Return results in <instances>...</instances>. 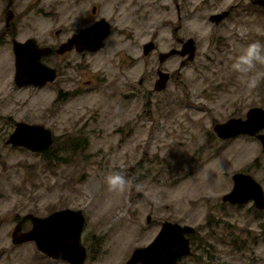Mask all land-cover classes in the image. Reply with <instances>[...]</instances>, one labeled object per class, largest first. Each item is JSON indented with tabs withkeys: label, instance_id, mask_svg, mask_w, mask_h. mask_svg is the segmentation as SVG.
I'll list each match as a JSON object with an SVG mask.
<instances>
[{
	"label": "rangeland",
	"instance_id": "1",
	"mask_svg": "<svg viewBox=\"0 0 264 264\" xmlns=\"http://www.w3.org/2000/svg\"><path fill=\"white\" fill-rule=\"evenodd\" d=\"M185 2L184 32L195 35V0ZM249 3L248 12L233 26L248 43H264V8ZM124 18L129 19L120 20ZM41 26L50 27V19L42 18ZM169 29L160 33L165 42ZM210 46L183 67L165 66L172 75L163 90L154 86L158 56L145 58L139 47L131 54L135 63H121L123 54L108 48L73 55L69 79L78 93L70 100L55 102L54 84L17 87L11 77L8 109L17 117L51 126L57 142L48 157L51 166L42 155L28 152L20 157L24 163L13 166L10 195L3 201L6 209L46 215L62 207L82 208V240L88 248L83 264H125L136 247L155 238L165 220L197 229L191 235L192 252L178 264H222L219 257L231 247L226 241L229 228L214 219L236 215L233 209L228 216L221 213V207L232 206L222 195L232 188L233 172L254 165L263 154L255 138L223 139L214 125L245 116L255 104L264 105V80L248 92L232 71L233 60L246 46L238 52ZM80 57L85 71L76 69ZM176 57L170 63L179 61ZM257 69L264 71V66ZM118 171L130 182L121 194L109 192L105 180ZM256 175L262 179L264 171ZM138 191L144 194L138 196ZM11 249L0 245V252L5 251L0 264H73L46 255L35 242Z\"/></svg>",
	"mask_w": 264,
	"mask_h": 264
},
{
	"label": "flooded vegetation",
	"instance_id": "2",
	"mask_svg": "<svg viewBox=\"0 0 264 264\" xmlns=\"http://www.w3.org/2000/svg\"><path fill=\"white\" fill-rule=\"evenodd\" d=\"M249 2L255 8H264V4L255 2V0H195L193 9L197 14L194 17L197 18V34L185 35V0H0V245L11 246V251H14L17 247H21L26 243L35 242L34 240L15 242L14 240V232L17 227L21 225V231H26L33 226L32 217L29 216L25 219L26 215L32 213L37 216H47L58 209L65 208L55 209L46 215L32 211L12 214L3 204V201L10 195L8 178L11 173H16L13 166L25 162L20 157L27 152L39 157L42 155L45 165L51 166L52 159H48V157H52V149L57 142V137L51 126L41 121L17 117L8 109L11 99L8 90L11 77L17 87H40L54 84V101L57 102L59 99L65 98L70 100L78 93L70 85L73 79H69L70 76H73V55L94 54L108 48L123 54L120 57L121 63H131L133 61L135 63V59L131 54L139 47L142 49L145 58L158 56L156 67L158 77L154 83L157 89L156 82L159 79L160 71H167L164 68L165 66L168 69L175 67L174 65L183 67L189 61L194 60L200 50L203 48L206 50L212 44L214 48L217 46L223 48V52L226 50L238 52L240 47L247 46L249 44L248 40L245 39L240 30L237 31L233 26V21L243 17L248 12ZM122 17H129V19L120 20ZM42 18L50 19V27L41 26ZM170 24L172 25L171 29H169ZM165 27L169 29V31H166L169 33L167 36L170 38L168 42L162 40L163 36H160L161 30ZM206 27L210 28V31H207ZM82 31L91 34L88 37L103 35L101 48L98 50L87 48L80 50L77 44H73L71 46L67 45L66 50H61L65 44L73 39L75 34ZM146 34H149V36H146ZM190 38L194 39L195 57L188 60L190 52L185 54L182 53V50H184L185 44ZM28 40H32L34 44V46H31L33 56H35V44L50 48L41 57V61L55 69L56 76L53 80H49L44 84L28 83L20 85L17 83L15 43L16 41L26 42ZM138 40H141L140 46H138ZM115 42V45H111ZM149 44L151 45L147 52L146 49ZM163 55L165 56L162 57ZM176 56H178L179 61L176 60L170 63L172 58H177ZM81 61L82 57L76 63L80 68L76 69L85 71ZM167 72L170 73V80L172 74L170 71ZM143 81L144 78L140 80V83H143ZM88 83L92 84L93 81L90 80ZM136 95V91L131 92L130 98H134ZM254 106L264 107L262 104H255L251 107ZM235 117H246V114L245 116ZM20 122L30 125L41 124L49 128L53 136L52 143L48 147L36 150L28 146L27 143L14 142L15 139L19 140L20 138L13 135ZM259 134H264V128L254 135L238 134L255 138L263 157L256 158L254 165L233 172V185L230 191L235 187L233 178L235 173H244L251 176L262 186L264 191V177L260 179L256 175L259 171H264L262 170L264 169V144ZM32 138L34 139L32 136L23 135L20 139L29 142ZM254 192L258 193L255 190ZM223 195L222 200L232 206L221 207V213L228 216L231 214V209H233L236 211V215H229L226 217V221H224V216H222V219H214L215 223L223 222L229 228L228 240L226 241L231 245L230 252L222 254L219 259L222 258V264H264V205L259 206L255 197L247 201L234 202L224 200ZM248 203L250 205L244 211V206ZM196 231L187 234L190 237L191 252V235L195 234ZM4 254L5 251L0 252V261ZM185 255L178 259L177 264ZM19 256L21 255H17V257ZM212 257H214L213 254ZM14 264L21 263L15 261Z\"/></svg>",
	"mask_w": 264,
	"mask_h": 264
},
{
	"label": "water",
	"instance_id": "3",
	"mask_svg": "<svg viewBox=\"0 0 264 264\" xmlns=\"http://www.w3.org/2000/svg\"><path fill=\"white\" fill-rule=\"evenodd\" d=\"M255 2L264 4V0H255ZM87 31L75 34L73 39L65 44L61 50H66L68 46L77 44L82 49L98 50L103 45L102 36H90ZM194 39L190 38L182 53H189L188 60L195 57ZM93 41V42H92ZM147 45V52L150 48ZM31 46H34L32 40L26 42L16 41L15 51L17 55V72L16 81L20 85L28 83L44 84L49 80H53L56 71L51 66L41 61V57L48 51V47H40L35 44V56L32 55ZM163 55L162 57H164ZM170 73L160 71L159 79L156 82L158 90L167 87ZM264 128V107H251L246 117H231L226 121L217 122L214 129L217 135L223 139L236 136L238 134L254 135ZM25 134H24V133ZM20 137L32 136L29 142L23 139H15L16 143H27L32 149H43L48 147L53 136L49 128L44 125H30L20 122L18 128L13 134ZM264 144V134H259ZM235 187L232 191L223 195L224 200L230 201H247L252 197L259 206L264 205V191L262 186L251 176L244 173H235L233 176ZM257 186V187H256ZM255 191H258L256 194ZM138 196H142L143 192H137ZM33 219V226L21 231L17 227L14 232L15 242L34 240L39 250L53 258L67 260L73 264H83L88 256L86 245L83 243L82 234L86 223V215L81 208L65 207L58 209L47 216H37L34 214L26 215ZM152 215H147L150 222ZM196 227L189 223H181L178 221L165 220L161 229L155 238L148 245L135 248L131 257L126 264H177L178 259L191 252V244L189 233H194Z\"/></svg>",
	"mask_w": 264,
	"mask_h": 264
},
{
	"label": "clouds",
	"instance_id": "4",
	"mask_svg": "<svg viewBox=\"0 0 264 264\" xmlns=\"http://www.w3.org/2000/svg\"><path fill=\"white\" fill-rule=\"evenodd\" d=\"M258 65L264 66V43L260 41L249 43L231 64L232 71L238 74V79L248 92L257 89L264 80V71H259ZM105 180L108 191L118 194L124 193L130 183L122 171L110 173Z\"/></svg>",
	"mask_w": 264,
	"mask_h": 264
}]
</instances>
